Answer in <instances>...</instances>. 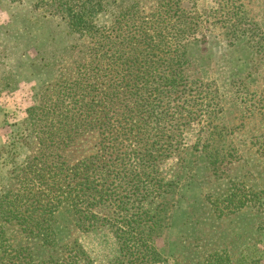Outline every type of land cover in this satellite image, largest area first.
I'll return each instance as SVG.
<instances>
[{
  "label": "rangeland",
  "instance_id": "374dc122",
  "mask_svg": "<svg viewBox=\"0 0 264 264\" xmlns=\"http://www.w3.org/2000/svg\"><path fill=\"white\" fill-rule=\"evenodd\" d=\"M48 1L0 0V196L14 169L33 155L43 137L41 123L52 112L73 114L74 125L83 129L73 140V161L97 151L89 126L116 128L121 118L110 115L123 109V90L110 91L123 78L121 65L98 62L89 53L91 38L75 32ZM107 1L94 19L105 25L104 34L114 35L119 16L127 39L150 21L155 48L181 45L185 52L186 92L175 100L171 95L176 104L169 107L177 112L170 134L178 142L158 162L173 188L159 201L167 227L155 242L161 256L156 264H264V0ZM90 89L94 101L82 106ZM33 106L41 122L29 116ZM89 115L95 120L86 126L82 119ZM8 196L5 209H13ZM18 222L0 214L11 242L23 241ZM60 238L92 264H118L110 226L81 231L64 223ZM32 244L37 256L43 252Z\"/></svg>",
  "mask_w": 264,
  "mask_h": 264
},
{
  "label": "trees",
  "instance_id": "16d2710c",
  "mask_svg": "<svg viewBox=\"0 0 264 264\" xmlns=\"http://www.w3.org/2000/svg\"><path fill=\"white\" fill-rule=\"evenodd\" d=\"M53 2L75 32L91 38L89 53L99 56L98 62L121 65L123 78H118L119 84L116 82L110 91L123 90V113L110 114L121 117L116 128H87L95 133L98 148L76 161L71 160L73 140L83 129L76 128L73 114L54 111L48 122L41 123L44 127L39 133L43 137H39L33 155L14 169L9 186L0 196V214L19 221L23 236V241L11 242L0 227V264H92L80 248L71 249L68 242L62 241L60 229L64 223L81 231L110 226L119 246L118 264L159 263L161 256L155 242L167 224L158 206L173 186L164 181L158 162L178 142L170 134L177 112L169 107L176 104L170 102L171 95L175 100L186 92L185 52L179 51L181 45L171 51L155 48L149 20L136 28L138 37L127 39L122 35L120 16L111 27L114 35L104 34L105 25L96 24L94 19L106 10L107 0H51L46 4ZM162 22L159 20L160 25ZM105 47L111 54L98 50ZM96 48L98 53L93 52ZM154 48L157 53H152ZM150 51L153 55L148 59ZM90 93L91 89L82 97V106L94 101ZM98 94L96 91L94 96ZM112 101L111 106H116L117 102ZM161 103L163 109L157 110ZM37 108L28 109L29 116L41 122ZM90 116L94 117L82 119L86 126L95 120ZM107 156L113 159L106 160ZM110 174L111 181L107 177ZM8 195L14 202L13 209H5ZM101 210L104 212L99 214ZM32 243L43 249L38 256L31 249Z\"/></svg>",
  "mask_w": 264,
  "mask_h": 264
}]
</instances>
